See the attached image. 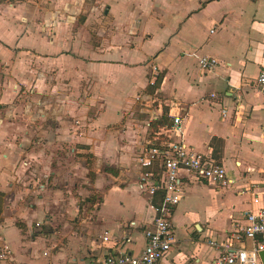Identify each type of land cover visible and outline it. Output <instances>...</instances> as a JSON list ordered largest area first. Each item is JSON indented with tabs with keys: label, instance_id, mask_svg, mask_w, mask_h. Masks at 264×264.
Here are the masks:
<instances>
[{
	"label": "crops",
	"instance_id": "0c3cea01",
	"mask_svg": "<svg viewBox=\"0 0 264 264\" xmlns=\"http://www.w3.org/2000/svg\"><path fill=\"white\" fill-rule=\"evenodd\" d=\"M204 56L216 69L199 68ZM261 69L264 0L0 1V264L141 253L154 213L136 159L179 138L228 185L180 178L161 264L251 248L241 230L264 207Z\"/></svg>",
	"mask_w": 264,
	"mask_h": 264
},
{
	"label": "built area",
	"instance_id": "2783aa9c",
	"mask_svg": "<svg viewBox=\"0 0 264 264\" xmlns=\"http://www.w3.org/2000/svg\"><path fill=\"white\" fill-rule=\"evenodd\" d=\"M198 66L202 71H212L218 66V61L212 57H199ZM149 81L153 85L156 68L152 69ZM255 86L264 100V69L255 78ZM181 118L173 114L172 125L166 128L170 137L181 135ZM139 169V189L148 196V204L154 213L152 228L144 232L146 243L138 255H128L122 252L107 254L104 258L91 264H161L163 257L175 243V235L171 226L173 208L180 202L183 194L180 178L191 183L206 182L214 187L222 188L228 185L223 167L217 165L206 154L188 147L185 142L164 140L151 145L146 153L136 159ZM158 165V174L154 167ZM158 197L159 202H154ZM258 202V197L253 198ZM246 226L241 230L245 239L253 243L252 247L233 249L230 243L219 244L223 248L217 264H262L259 253L264 251V207L255 213L246 214ZM109 236L101 237L102 243H107ZM211 246L216 243L209 241ZM9 248H0V259L9 256Z\"/></svg>",
	"mask_w": 264,
	"mask_h": 264
},
{
	"label": "water",
	"instance_id": "95a60500",
	"mask_svg": "<svg viewBox=\"0 0 264 264\" xmlns=\"http://www.w3.org/2000/svg\"><path fill=\"white\" fill-rule=\"evenodd\" d=\"M259 258H260L262 264H264V251H261V252L259 253Z\"/></svg>",
	"mask_w": 264,
	"mask_h": 264
},
{
	"label": "trees",
	"instance_id": "16d2710c",
	"mask_svg": "<svg viewBox=\"0 0 264 264\" xmlns=\"http://www.w3.org/2000/svg\"><path fill=\"white\" fill-rule=\"evenodd\" d=\"M0 1H3V0H0ZM156 85V81L153 83V86H155Z\"/></svg>",
	"mask_w": 264,
	"mask_h": 264
}]
</instances>
